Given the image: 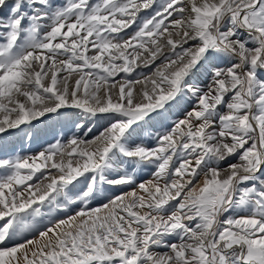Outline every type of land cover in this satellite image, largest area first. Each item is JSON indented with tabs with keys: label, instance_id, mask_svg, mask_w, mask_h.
<instances>
[{
	"label": "snow or ice",
	"instance_id": "snow-or-ice-1",
	"mask_svg": "<svg viewBox=\"0 0 264 264\" xmlns=\"http://www.w3.org/2000/svg\"><path fill=\"white\" fill-rule=\"evenodd\" d=\"M0 264H264V0H0Z\"/></svg>",
	"mask_w": 264,
	"mask_h": 264
},
{
	"label": "rangeland",
	"instance_id": "rangeland-1",
	"mask_svg": "<svg viewBox=\"0 0 264 264\" xmlns=\"http://www.w3.org/2000/svg\"><path fill=\"white\" fill-rule=\"evenodd\" d=\"M103 123V121H100V124ZM63 135L64 131L61 130V126L54 124L52 121L46 120L44 123L37 124L36 128L33 129L34 138L31 141H28L27 139L21 140L17 136H5L4 139L8 141V151L15 150L17 153L32 154L41 150L43 147H46L48 144L54 143L56 139H60ZM137 176L138 178H148L147 172L141 174L137 173Z\"/></svg>",
	"mask_w": 264,
	"mask_h": 264
},
{
	"label": "bare ground",
	"instance_id": "bare-ground-1",
	"mask_svg": "<svg viewBox=\"0 0 264 264\" xmlns=\"http://www.w3.org/2000/svg\"><path fill=\"white\" fill-rule=\"evenodd\" d=\"M182 112H183V106H178L176 108H173L170 111L169 115L171 116V119L172 120H175V119H177L182 114ZM159 123H160V121H157L156 122V125L158 126ZM145 134L147 135V133H145ZM137 173H140L141 174V173H144V172L137 171ZM109 194H111V193H109Z\"/></svg>",
	"mask_w": 264,
	"mask_h": 264
}]
</instances>
